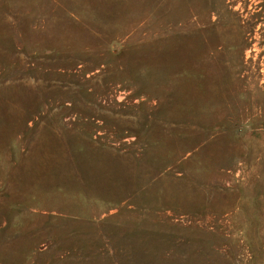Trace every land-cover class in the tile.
<instances>
[{
    "label": "rangeland",
    "instance_id": "374dc122",
    "mask_svg": "<svg viewBox=\"0 0 264 264\" xmlns=\"http://www.w3.org/2000/svg\"><path fill=\"white\" fill-rule=\"evenodd\" d=\"M0 264H264V0H0Z\"/></svg>",
    "mask_w": 264,
    "mask_h": 264
}]
</instances>
